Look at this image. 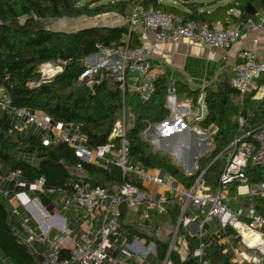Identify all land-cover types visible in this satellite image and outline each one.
Segmentation results:
<instances>
[{"label":"trees","instance_id":"16d2710c","mask_svg":"<svg viewBox=\"0 0 264 264\" xmlns=\"http://www.w3.org/2000/svg\"><path fill=\"white\" fill-rule=\"evenodd\" d=\"M179 2L182 8L170 5ZM250 3L256 12L264 9V0H236L225 6L216 7L211 12L203 10L215 5L214 0H0V90L14 107L27 109L30 113H41L50 117L53 123L71 124L78 128L84 138L83 145L94 149L108 142L113 124L124 109L128 129L126 132L129 158L143 169H157L176 183L189 189L203 173V179L212 191L218 187V177L231 155L242 141L255 145L250 136L240 140L235 148L230 147L234 141L264 125V98L254 100L255 93L246 94L241 104L234 99L238 91L231 83L223 82L215 90L204 91V105L208 116L203 122L197 123L201 128L215 127L212 136L213 149L197 160L198 169L191 175H185L165 153L154 152L142 134L150 125L160 124L169 118V110L165 106L168 87L163 76L155 82V92L150 100L141 103L136 95L125 93L122 96L118 83L109 77H94L98 83L87 84L88 80L80 78L85 73L83 61L98 53V47L117 48L127 43L128 47L138 46L137 38L128 32L126 25L115 27H87L73 32L53 31L41 26V21L76 19L80 17L94 18L105 14L124 16L126 9L139 4L145 9H152L164 14L180 17L184 21L210 23L220 11L238 8L242 11L239 21L249 16L243 11ZM185 9L186 11H183ZM21 19H24L21 22ZM221 23V21H219ZM224 26V25H223ZM227 27V26H224ZM58 64L61 72L50 80L43 82L40 67L44 64ZM198 96L194 99L196 103ZM243 117L244 124L239 127L237 116ZM15 119L6 113H0V167L19 170L21 177L27 182L42 177L48 189H71L74 177L68 169L78 163L73 149L64 143L42 144V136L29 130L9 134L8 129ZM116 149L119 142L112 140ZM178 143L172 145L175 147ZM230 149H233L229 155ZM29 159V160H28ZM32 159V160H30ZM90 173L93 186L108 187L123 180L119 170L114 166L105 169L97 165H85ZM8 172L5 173V175ZM248 181L252 184L264 181V165L245 168ZM4 175V176H5ZM126 181L134 182L132 177ZM136 185L141 187V183ZM12 185L9 184V188ZM41 202H47L46 195L37 194ZM255 211L264 218V198H254ZM167 213L161 218L168 219L175 225L180 215L181 206H166ZM189 211L185 212L189 215ZM152 222L148 225L150 233L158 230L159 220L155 212H151ZM161 218L160 219L161 221ZM246 220V219H245ZM165 221V220H164ZM121 229L131 239V228L123 224ZM20 220L10 216L6 206L0 201V256L8 264H37L26 245L21 243L15 233ZM161 226V225H160ZM214 220L203 225V233L197 238L190 236L184 228L179 233L184 236L190 254L181 259L177 250L171 251L168 260L171 264H198L192 252L203 245L202 259L211 264H234L230 252L225 245L218 243V237L233 236L234 231L227 228L219 231ZM212 227V229H211ZM120 229V233H121ZM217 232L215 240L208 237V232ZM143 232V231H142ZM142 234L141 232H137ZM129 234V235H128ZM145 237L155 247V259L161 263L165 258L167 243L150 234ZM117 238L116 245L123 240ZM119 241V242H118ZM236 242V241H235Z\"/></svg>","mask_w":264,"mask_h":264},{"label":"built area","instance_id":"2783aa9c","mask_svg":"<svg viewBox=\"0 0 264 264\" xmlns=\"http://www.w3.org/2000/svg\"><path fill=\"white\" fill-rule=\"evenodd\" d=\"M228 14L239 20L242 11L231 8ZM123 23L127 26L129 34L138 29L151 31V45H145L149 39L143 33L140 38L141 44L136 48L128 47L127 43L117 48L99 46L98 53L84 59L87 64L84 66L85 73L80 79L87 73L96 72L97 68L104 69L97 77L113 79L118 83L122 96L125 93L136 95L141 103L150 100L158 79V75L152 72L150 63L154 46L186 41L205 46L215 54L216 51L227 50L237 44L242 29L262 33L264 38V12L256 20L248 17L239 25L224 27L219 21L212 23L184 21L180 17L145 9L136 4L129 8L123 17ZM252 43L256 45L257 39H253ZM49 66V63L44 64L42 69ZM231 67V85L238 91L239 99L252 92L264 91V54L259 58L254 49H240ZM59 72H61L60 67L50 74H44L43 71L41 79L46 82ZM92 80L90 83L99 82L97 79ZM201 110L202 106L198 99L185 119L199 123ZM0 113H6L16 121L9 127V134L22 133L29 127H35L46 133L42 137L44 146L64 143L73 149L78 159V163L68 169L75 179L71 189L68 190L48 189L42 177L27 182L22 179L19 170H10L3 177L4 181L12 185L13 190L20 191L14 196L10 195V190H1L0 193L10 206L11 217L19 218L20 209L26 212V216L19 218L20 227H15V233L19 241L36 257L37 264H144L150 254L155 257L153 243L136 245L133 248L123 240L116 245L120 236L123 210L129 212L132 221L149 235L151 228L148 225L153 220L151 212L162 216L167 213L166 206L174 205L181 206V213L176 224L166 235L171 236V239L167 243L166 255L161 264H171L168 260L169 253L174 250L179 252L178 246L182 248L185 258L190 254L187 241L179 233L180 228L189 231L194 227V236L201 238L204 236L203 225L210 224L214 220L221 233L227 228L235 233L232 236L236 241L231 249L232 263H264V252L258 246L248 245L241 234V230L246 229L257 233L264 240V218L253 207H248L246 210H231L225 202L229 197L223 196L225 190L235 186V195L231 197L233 199L246 196L264 198V181L252 184L245 174L248 163L253 166L264 165V125L234 141L227 148H235L236 144L246 136H250L255 144L253 146L246 141L240 143L220 172L217 189L212 191L203 179V173L191 188L187 189L182 185L183 188L180 187V184L171 178L165 180V174L160 170L143 169L139 164L133 163L129 158L126 139L128 123L124 109L113 124L108 142L94 149H88L83 145L84 138L79 134L77 127L71 124L53 123L45 114L38 115L24 108L14 107L1 90ZM169 123L170 121L165 120L155 126L160 128ZM237 123L239 127L243 126L242 116H237ZM115 138L119 142L118 149L112 143ZM85 165H97L102 169L114 166L119 170L123 181L108 187L93 186L90 182L92 177L85 169ZM194 168L196 171L198 166L195 165ZM129 176L134 182L125 180V177ZM137 182L141 183V187L136 185ZM144 184L153 185L158 196L144 190L142 187ZM26 193L36 196L37 194L57 196V201L53 203L61 210L69 211L75 206L82 210V216L76 214L72 218L74 223L70 227L71 224L65 217L58 213H48L40 205H36L37 198L31 199ZM189 208L192 212L186 215L185 212ZM32 219L36 227L29 225ZM139 221L142 225L138 223ZM217 234L216 232L215 235ZM192 256L198 260V264H211L202 259L203 245H199L192 252ZM0 264H7L1 256Z\"/></svg>","mask_w":264,"mask_h":264},{"label":"crops","instance_id":"0c3cea01","mask_svg":"<svg viewBox=\"0 0 264 264\" xmlns=\"http://www.w3.org/2000/svg\"><path fill=\"white\" fill-rule=\"evenodd\" d=\"M234 1L236 0H225V1L220 0V2H216L215 5L204 8L203 10L209 13L213 11L216 7H220V6L222 7ZM169 4L176 6L178 8H182L179 2H169ZM182 10L186 11L185 9H182ZM263 12H264V9L256 12L254 16H249V17H252L253 19L256 20L260 16V14ZM105 15H106L105 17L106 19L102 20L100 24L93 25V27L95 26L115 27V26H122V24L124 25L123 21L120 23L117 18L120 17V19L123 20V17L125 15L124 16H119L117 14H105ZM107 15H111V16L108 17ZM215 20L221 21V24L224 26L239 25L241 23V21L230 16L227 10L220 11ZM212 22H215V21H212ZM77 30H79V28ZM143 33L149 39V42L145 43V45H151L152 32L149 30L138 29L136 32L133 33L135 37L137 38L138 46L141 44L140 38ZM253 39H257L256 45H253L252 43ZM136 47H133V48H136ZM240 49H254L257 52L259 58H262L264 54L263 34L253 33L248 30L242 29L241 37L238 40L237 44L233 45L231 48L227 50L216 51L215 54L212 53L213 52L212 50H210L209 48L205 46L191 44L186 41H181L179 43L170 44V45H156L153 47L152 56L150 59L152 72L157 74L158 77L163 76L166 80L167 87L169 88L167 92V96L165 98V106L169 110V113H170L168 119L170 118L172 119V121L170 120V123L176 121L178 124H181L183 119L186 116H188L189 113L192 111L198 99L201 98V95L204 94V91L206 89L215 90L219 86V84L223 82L231 83V79H232L231 65L235 61V56H236L237 51ZM261 91L257 93L252 92V93H255L252 96V99L259 100V98L257 97ZM189 94H192V96H190ZM197 96H198V99L195 103L194 99ZM243 98L244 97L239 99V97L237 96L234 99V101L236 103L241 104L243 102ZM36 114L39 115L41 113H36ZM200 135H203V134H200ZM172 148H175V147H172ZM8 171L4 167H0V192L1 190H10V195L14 196L16 193H19L20 191L9 188V183L3 180L5 173ZM179 186L182 187L181 185ZM142 187L147 192H150L151 194L158 196V192L153 185L144 184ZM26 194L31 199L37 198L36 205L37 206L40 205L48 213L60 214V212L58 211V208H59L58 205L53 203V201L54 202L57 201V196H55L54 199L52 198L53 196H46L49 200L44 203V202H41L39 197H37L36 195H33L31 193H26ZM225 195L227 197H230V195L233 197L235 195V186L229 187L227 190H225L223 193V196ZM0 196H1V193H0ZM22 211L25 212L24 210ZM191 212L192 210L190 211L189 215L191 214ZM69 213L71 214V218H67V217L65 218L71 224L70 227H72V224L74 223L72 218L76 214H79L80 216H82V210L74 206L70 208ZM123 214H124L123 224L129 225V227L131 228V231H133V233L131 232L132 236H131V239L128 241V243L131 244L133 248H135L136 245H141V244L147 245L148 243H152L151 240L145 237V235L143 234L144 231L142 232L141 228L132 221V217L130 213L127 212L126 210H123ZM157 220H159L160 223L162 222L160 221V219H158V217L155 218L154 222H156ZM33 223L36 224L35 222ZM138 223L140 224V221ZM160 223H158L157 232L153 233L152 235H154L155 238L159 240H163L162 238H160V236L161 237L166 236L168 234L169 228H168V224H165L163 226V224L161 225ZM134 225H136L138 228L134 227ZM123 231L124 230L121 229L119 241L127 240L126 239L127 233L124 234ZM186 231L190 236H194V227L193 229L190 228L189 231L188 230ZM137 232H141L142 234H138ZM205 234H206V231L204 232V235ZM208 234H209L208 237H211V240H215L216 238L214 236L215 232L209 231ZM216 239H218L217 241L219 244L225 245V251L230 252L232 256L231 249H233V247L236 244L233 237L232 236H222L220 239L219 238H216ZM37 247L40 248L39 246ZM177 249L179 250L178 253L181 259H185L184 257L185 254L181 250L182 248L178 246ZM136 253L138 252L136 251Z\"/></svg>","mask_w":264,"mask_h":264},{"label":"rangeland","instance_id":"374dc122","mask_svg":"<svg viewBox=\"0 0 264 264\" xmlns=\"http://www.w3.org/2000/svg\"><path fill=\"white\" fill-rule=\"evenodd\" d=\"M215 2H220V0H214ZM225 1V0H224ZM128 8L125 11L127 12ZM108 17L111 15H107ZM106 15L104 16H97L94 18H87V17H80L76 19H60V20H45L41 21V26L45 27L46 29H50L53 31H64V32H72L77 30L78 28H87L89 26L100 24L102 20L106 19ZM121 23L123 20L120 17L117 18ZM24 19H21L23 22ZM112 22V21H110ZM123 25V24H122ZM92 60V59H91ZM90 60V61H91ZM87 64V61H83V66ZM60 67L58 64H50L49 67L42 69L40 67V73L42 74L44 71L45 73H52L53 70L55 71L56 68ZM61 68V67H60ZM47 70H52L51 72H47ZM104 69L97 68L96 72L87 73L85 77L81 80H88L87 84L90 85V81L93 77H96L99 72H102ZM192 96V94H189ZM259 100L264 98V91H261L258 94ZM172 121V119H166V121ZM163 123V122H162ZM156 125V124H155ZM155 125H150L147 130L142 134V138L148 142V144L152 147L154 152L165 153L168 156H171L172 162L179 167V169L184 171L185 175H188L190 169H194L192 174L195 172V165H197V160L200 156L208 155L213 149V142L212 136L216 131L215 127H209L208 129L201 128L196 122H189L185 118L178 124L176 121L171 122L163 127H155ZM158 125V124H157ZM29 130L32 129L33 133H36L42 137L45 136L46 133H42L40 130L36 129L35 127H29ZM26 130L23 135L26 136L29 132ZM203 134V135H200ZM175 143H178L175 147L172 148L171 146ZM173 149H177L178 152L173 153ZM233 149H230L229 155H231ZM29 160V159H28ZM32 160V159H30ZM190 168V169H189ZM189 169V170H188ZM225 199L226 204L229 206L231 210L237 209H244L246 210L248 207L254 206V198L253 197H236ZM54 199V196L52 197ZM0 201L6 206L7 210L10 213V206L7 203V200L0 196ZM59 207V206H58ZM61 216L71 218V214L69 211H63L58 208ZM181 213V211H180ZM27 214L20 209V217L26 216ZM158 218H161V215H157ZM33 220V219H32ZM165 220V221H164ZM161 225L168 224V231L172 229V226L168 221V219L161 218ZM33 221L30 220L29 225L31 227H35ZM159 224V225H160ZM134 227H137L134 225ZM138 228V227H137ZM157 232V231H156ZM153 234V233H151ZM166 235V234H165ZM165 242L169 243L171 236H160ZM258 256V254H257ZM145 264H161L159 260L153 258V255L150 254L148 258L145 259ZM264 264V263H263Z\"/></svg>","mask_w":264,"mask_h":264},{"label":"bare ground","instance_id":"6f19581e","mask_svg":"<svg viewBox=\"0 0 264 264\" xmlns=\"http://www.w3.org/2000/svg\"><path fill=\"white\" fill-rule=\"evenodd\" d=\"M52 70H47V72H51ZM54 71V70H53ZM241 234L243 236L244 241L250 246H258L259 249L264 252V240L260 238L257 233L248 231L246 229L241 230Z\"/></svg>","mask_w":264,"mask_h":264},{"label":"water","instance_id":"95a60500","mask_svg":"<svg viewBox=\"0 0 264 264\" xmlns=\"http://www.w3.org/2000/svg\"><path fill=\"white\" fill-rule=\"evenodd\" d=\"M243 11L248 16H254L256 14V10L252 7V5L250 3H247L244 6ZM203 99H204V94H202L201 98L199 99V104L202 106L201 118H200L199 122H203L208 116V112H207V109H206V107L204 105ZM175 148H177V147H175ZM174 151L177 152V149H173V153L175 154ZM191 172H193L192 169H190L189 173H191Z\"/></svg>","mask_w":264,"mask_h":264}]
</instances>
